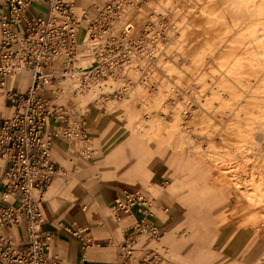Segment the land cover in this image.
Listing matches in <instances>:
<instances>
[{"label":"rangeland","instance_id":"1","mask_svg":"<svg viewBox=\"0 0 264 264\" xmlns=\"http://www.w3.org/2000/svg\"><path fill=\"white\" fill-rule=\"evenodd\" d=\"M71 1L80 14L107 0ZM203 1L146 0L127 16L136 30L144 31L147 24L150 28L137 39H141V52L131 55L118 77H108L99 89L80 96L64 94L59 102L71 110L78 105L90 112L93 107L97 120L105 114L124 121L137 133L148 157L151 145L158 150L164 163L160 167L167 172L158 183H148L145 193L149 204L175 200L182 214L171 233L182 252L176 264H257L264 251L261 207H246L231 190H220L214 179L221 177L220 166L247 168L264 161V137L254 140L257 146L248 151L243 140L256 107L248 102L258 101L256 85L264 74L262 66L249 60L254 51L248 28H261L264 14L238 11L234 0ZM141 55L147 60L141 61ZM238 59L240 66L230 71ZM26 79L27 74L21 76L22 85L28 83ZM99 92L106 93V100L97 98ZM146 115L153 116V124L141 132L136 122ZM179 115L193 118L188 124L184 119L175 129L172 146L166 133ZM179 134H187L201 148L209 144L218 164L188 154L186 144H178ZM163 240L152 243L159 254L155 263L170 257Z\"/></svg>","mask_w":264,"mask_h":264},{"label":"built area","instance_id":"2","mask_svg":"<svg viewBox=\"0 0 264 264\" xmlns=\"http://www.w3.org/2000/svg\"><path fill=\"white\" fill-rule=\"evenodd\" d=\"M122 1L107 0L80 14L69 0H5L3 4L0 96L12 108L8 116L0 117V264H55L47 254L50 233L41 229L44 191L57 172L52 143L58 135L85 146L88 141L83 119L59 102V96L99 89L108 77H118L131 55L143 49L137 39L150 28L147 24L144 31L134 27L129 31L119 24ZM83 40L91 56L85 65L77 62ZM21 73L29 75L28 84L23 89L9 86V77ZM106 96L99 92L97 98L106 100ZM152 206L141 190L114 199L115 212L141 216L121 245L116 264L133 258L137 236L159 239L161 230L146 218L152 215ZM8 224L24 226L21 246L15 247L11 235L3 231ZM158 258L156 250L143 252L138 263L154 264Z\"/></svg>","mask_w":264,"mask_h":264},{"label":"crops","instance_id":"3","mask_svg":"<svg viewBox=\"0 0 264 264\" xmlns=\"http://www.w3.org/2000/svg\"><path fill=\"white\" fill-rule=\"evenodd\" d=\"M4 2L0 0V14ZM26 74L10 76L9 86L23 89L26 85H22L20 79ZM11 108L0 96V117L8 116ZM82 109L83 106L76 105L72 111L83 119L82 129L87 138H91L90 142L85 146L75 139L54 137L51 158L57 172L44 191L41 229L50 233L47 254L55 264H116L121 245L141 216L115 212L114 199L134 190L145 193V186L161 181L167 169H161V163H164L153 145L150 146L151 157L147 156L137 133L124 121L118 122L105 114L97 120L93 107L90 112ZM52 128L50 123L48 130L52 131ZM94 139H97L96 143ZM174 205L173 199L170 203L153 204L152 215L146 218L161 230L159 239L137 236L133 258L126 264H139L143 252H151L152 243L161 238L168 246L170 257L155 264L179 261L182 252H178L171 233L175 231L176 218L182 214H178ZM3 231L11 235L15 247L22 245L25 234L22 224H8Z\"/></svg>","mask_w":264,"mask_h":264},{"label":"bare ground","instance_id":"4","mask_svg":"<svg viewBox=\"0 0 264 264\" xmlns=\"http://www.w3.org/2000/svg\"><path fill=\"white\" fill-rule=\"evenodd\" d=\"M145 1L146 0H123L122 2L124 6L122 7V13L120 14V18H119L120 20H118L117 22L119 24L127 26V29L130 31L134 27V21L131 17H127V16L131 12L141 8L140 6H142V4ZM232 3L238 11L245 13L252 12V13L264 14V0H234ZM198 26L200 27L201 25ZM248 33L251 35V41H253V51H254V57L250 56L249 60L250 61L254 60L255 61L253 63L254 65H259L264 68V21L262 22L261 28H257L256 25L255 26L253 25L252 27L248 28ZM84 41L85 40H83V43H81L80 51L77 57V62L82 64L85 61L89 60V54H90V53L86 54V52L90 50L89 48L90 46L86 44V42ZM138 58L141 61L147 60V58L144 55H141ZM82 60L84 61L82 62ZM240 64H241L240 59L236 60L235 63H233L230 66V71H232L234 67L235 68L239 67ZM193 70H195L193 72H196L198 71V68ZM262 71H264V69H262ZM29 80L30 78L28 75L27 82H29ZM63 84L65 83L63 82ZM256 93L257 94L254 97L258 99V101L248 102L251 104H255L256 107H255V111H253L254 115L252 116V123H251L252 125L250 128L246 130V134H245L246 136H243V140L245 141L244 148L246 151L250 150L252 146L255 144L254 140L256 139L260 140L262 136L264 137V74L258 80V83L256 85ZM64 94L66 93L60 94L59 98L64 97ZM152 118H153L152 115H146L143 120L136 122V127L139 128L141 132H143L145 127H148L150 124H153ZM186 118H187V124L191 123V118H193V115H187V116L179 115L174 121L170 123L171 130H169L166 133L167 135L166 139L170 145L174 146V139L176 135L175 129L183 125L185 123L184 119ZM246 118L250 119L251 115L247 116ZM178 136L180 138L178 140V144L185 143L187 146L186 150L188 154L191 152L197 155L198 154L203 155L206 158H209V160H211V162H213L215 165L218 164L217 162H215L216 159L213 158L212 156L213 153L209 144H207L204 148H201L196 143H193L191 141V138L187 134H179ZM255 145L257 146V144ZM218 168L219 171L221 172V174H219L221 177H215L214 182L216 183L217 187L220 190L222 191H224L225 189L231 190L232 192H234L235 198L240 200V203L241 204L243 203L246 207H251L254 205H258L261 207L259 214L261 216V226L263 230L262 232H264V161H256L253 162L252 165L248 164L247 168H245V166L243 165L242 166L238 165L235 167L220 166ZM259 258L261 259L260 261L257 262V264H264V251H262V256H260Z\"/></svg>","mask_w":264,"mask_h":264}]
</instances>
